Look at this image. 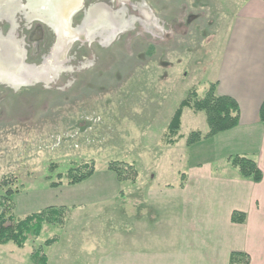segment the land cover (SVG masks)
<instances>
[{"label":"rangeland","instance_id":"374dc122","mask_svg":"<svg viewBox=\"0 0 264 264\" xmlns=\"http://www.w3.org/2000/svg\"><path fill=\"white\" fill-rule=\"evenodd\" d=\"M245 1L82 0L64 21L57 0H0V198L11 190L18 219L64 209L23 248L0 245V264H38L37 251L45 264H98L171 247L175 212L146 204L144 188L175 187L198 164L230 167L210 139L186 145L207 131L204 113L183 109L181 139H164L188 92L211 84ZM84 165L93 175L70 185Z\"/></svg>","mask_w":264,"mask_h":264},{"label":"crops","instance_id":"0c3cea01","mask_svg":"<svg viewBox=\"0 0 264 264\" xmlns=\"http://www.w3.org/2000/svg\"><path fill=\"white\" fill-rule=\"evenodd\" d=\"M211 67L209 82L216 84L217 95L234 99L239 107L238 126L209 138L216 144L211 154L216 160L252 158L262 181L241 179L228 166L225 174L217 175L210 165L198 164L175 187L147 186L146 204L168 205L175 212L169 220L174 230L171 247L114 253L113 259L102 257L98 264H229L232 253L247 255L248 264H264V126L259 121L264 0L240 5ZM233 212L245 216L243 223L231 221Z\"/></svg>","mask_w":264,"mask_h":264},{"label":"trees","instance_id":"16d2710c","mask_svg":"<svg viewBox=\"0 0 264 264\" xmlns=\"http://www.w3.org/2000/svg\"><path fill=\"white\" fill-rule=\"evenodd\" d=\"M183 109H190L193 113H204L207 125L205 133L197 131L188 135L186 139L188 147L203 139H209L219 133L229 131L239 124V107L236 101L227 96H218L216 84L211 83L202 97L197 96L196 92L191 90L188 92L187 97L180 102L167 127L164 139L167 145H174L181 139L178 132ZM259 121L264 126V101L259 110ZM226 161L232 169L236 170L241 179L250 180L256 184L262 181V173L252 158L235 155L229 156ZM108 169L115 173L118 179H121L122 170L116 164H111ZM93 173L92 166L84 165L76 170H69L67 178L70 185H75L87 180ZM56 186L51 184V187ZM11 195L12 192L8 189L5 195L0 198V207L4 209L0 213V245L12 243L17 248H23L29 238H36L40 235L45 223H57L64 214L63 208L47 207L39 212L27 215L23 219H18L10 213V209L6 204L9 202ZM244 219L243 214L232 213L231 221L233 223H243ZM32 258L38 264H45V259L40 256L38 251L32 255ZM248 262V256L242 253H232L229 256V264H248Z\"/></svg>","mask_w":264,"mask_h":264},{"label":"bare ground","instance_id":"6f19581e","mask_svg":"<svg viewBox=\"0 0 264 264\" xmlns=\"http://www.w3.org/2000/svg\"><path fill=\"white\" fill-rule=\"evenodd\" d=\"M59 2L56 4V11L57 14L59 13V10L63 9V14L60 15L62 20H66L68 16H70V12L74 9H77V7L80 5L82 0H58ZM7 79H10L6 77Z\"/></svg>","mask_w":264,"mask_h":264},{"label":"flooded vegetation","instance_id":"af4514ba","mask_svg":"<svg viewBox=\"0 0 264 264\" xmlns=\"http://www.w3.org/2000/svg\"><path fill=\"white\" fill-rule=\"evenodd\" d=\"M58 1V0H57ZM59 2V1H58ZM57 12V11H56ZM60 17V16H59ZM61 18V17H60ZM62 19V18H61Z\"/></svg>","mask_w":264,"mask_h":264}]
</instances>
